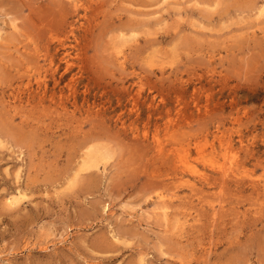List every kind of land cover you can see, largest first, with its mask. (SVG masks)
Instances as JSON below:
<instances>
[{"label":"rangeland","instance_id":"obj_1","mask_svg":"<svg viewBox=\"0 0 264 264\" xmlns=\"http://www.w3.org/2000/svg\"><path fill=\"white\" fill-rule=\"evenodd\" d=\"M0 264H264V0H0Z\"/></svg>","mask_w":264,"mask_h":264},{"label":"bare ground","instance_id":"obj_2","mask_svg":"<svg viewBox=\"0 0 264 264\" xmlns=\"http://www.w3.org/2000/svg\"><path fill=\"white\" fill-rule=\"evenodd\" d=\"M94 151H95V150H94ZM106 151H107V150H106ZM106 151H105V152H106ZM98 152H99V151H98ZM106 153H107V152H106ZM108 155H109V154H108ZM96 157H97V156H96ZM94 158H95V156H94ZM94 160H95V159H94ZM17 202H18V200H17Z\"/></svg>","mask_w":264,"mask_h":264}]
</instances>
